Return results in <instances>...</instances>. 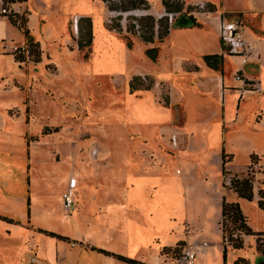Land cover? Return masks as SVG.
<instances>
[{
	"label": "rangeland",
	"instance_id": "obj_1",
	"mask_svg": "<svg viewBox=\"0 0 264 264\" xmlns=\"http://www.w3.org/2000/svg\"><path fill=\"white\" fill-rule=\"evenodd\" d=\"M146 1L148 10L125 13L121 24H126L130 14H151L156 18L166 15L168 24L169 16L171 21L174 15L178 16L165 12L163 0ZM181 1L182 11L193 15L200 24L193 28L206 34L205 50L215 51L220 43L210 24L214 18L220 21L227 16L218 10L222 0ZM231 5L235 6L233 2ZM2 8L7 12L0 15V107L10 117L5 123L7 134L0 142V154L5 156L7 149L28 163L26 142L39 140L29 160L36 170L29 174L30 180L34 179L32 192L40 197L49 195L58 214L68 218L59 197L67 188L64 178L76 174L63 158L64 145L75 151L79 163L94 170H108L107 165L114 161L119 164L116 166H122L126 147L135 171H146L147 196H158L160 208L151 211L157 229L150 233L156 232L162 244L175 243L160 249L165 262L149 263L183 264L177 260L188 247L177 243L189 236L202 247L197 251V264H264V255L256 250V236L245 237L237 230H233V238L242 237L243 246L235 249L227 245L224 257L222 228L216 224L219 203L224 198L242 203L248 225L255 232H264L260 219L264 214L257 203L237 199L227 187L233 175L246 174L253 176L254 187L261 186L264 124L257 125L256 110L248 104L237 118L231 115V109L224 113L223 127L227 130L222 135L221 127L219 132L208 131L222 106V97L209 77L219 72L223 64L219 70L209 72L201 67L204 54L188 44L195 36L192 31L178 34L180 28L173 27L162 42L149 44L131 37L129 48L124 35L110 27L117 13L110 12L102 0H0ZM79 41L83 44L81 50ZM151 47H158L156 61L148 56ZM225 62V75L232 80V72L240 65L229 57ZM250 67L247 64L244 70ZM134 78L138 89L132 90L130 83ZM256 99L257 94L249 95L247 100L254 104ZM234 110L235 106L233 113ZM223 151L230 156L226 157L230 160L224 165V173ZM252 153L261 159L250 164ZM67 156L72 162L74 153ZM53 173H61L62 179ZM22 176L24 192L16 194L12 204L0 207L2 216L20 223L26 218L27 190L31 191L27 171ZM100 183L103 187L106 179ZM80 189H73L74 198L91 196V190ZM32 211L33 223L38 227L64 235L78 232L69 220L42 217L38 205ZM90 218L96 222L95 216ZM143 219L146 224L148 220ZM15 227L21 226L0 223V264L15 253L14 237L7 235ZM259 240L264 245V235ZM65 242L73 248L71 252L82 247L78 241ZM71 252L64 261L67 264L75 258ZM83 253L96 262L94 252ZM23 258L27 259L24 264H37L34 256Z\"/></svg>",
	"mask_w": 264,
	"mask_h": 264
},
{
	"label": "crops",
	"instance_id": "obj_2",
	"mask_svg": "<svg viewBox=\"0 0 264 264\" xmlns=\"http://www.w3.org/2000/svg\"><path fill=\"white\" fill-rule=\"evenodd\" d=\"M231 2H233L235 6H232ZM240 2H243L245 5L237 6V4ZM218 10L219 12L226 14V17L232 14V19L240 20L243 25L242 30L244 36L254 45V55L247 63L252 65V67H250L248 71H245V65L242 67L239 66L236 67L232 73H234L237 69H241L243 75L247 79L254 83H258V89L244 88L241 82L235 81L234 78L229 80V78L225 75L224 67L227 66L225 60L229 57L234 59L238 64L239 60L227 52H224L226 50L221 44L219 38V21L217 18H214L215 21L211 22L210 24L211 28H213L215 31V33H213L214 37H217L216 40L220 43L219 47L215 51L210 52L205 50L206 34L199 33L200 30L195 28H180L178 30V34L184 33L186 31H192L195 36L190 39L188 44H190L194 50L203 53L204 56L215 54L219 55L221 52L225 55L223 57L221 54L219 55L220 60L218 69H212L208 67L204 59V63L200 64L201 67H203V69L207 72H209L210 69L219 70L223 64L219 72L215 71L216 73H214L211 78L209 77V79L215 82V89L218 90L219 96L222 97V106L221 113L217 114L216 121L214 120V123L212 122L213 124L208 130L210 133L213 131L219 132V127H221L220 135H222L223 130H227L223 127L225 123L223 122L224 113L227 114L228 110L231 109V115L233 114L234 118H237L239 112H242L248 104L251 108H253V110H256L255 114L257 115L255 122L257 125L260 126L264 124V107H262L264 106V0H222L219 2ZM170 31H172V29ZM220 46L223 47L222 51H220ZM215 74L217 76H215ZM1 90L2 89L0 88V91ZM255 94H257V101H255L254 104H251L252 101L249 102L247 99L249 95ZM234 106L235 112L233 113ZM3 110L4 108L0 107V142L3 136L7 134L5 130V123L6 120L8 121V117H10L8 115V117L5 116ZM184 118L186 119V117ZM11 119L13 120L15 118ZM45 138L46 137L42 139ZM38 141L30 142L31 144L26 142L28 163H26V161L23 159L22 161L20 158L18 159L17 157L13 156L11 151L7 149H5L7 153H5V156L0 154V207L12 204L15 199L14 196L18 193L24 192L25 184L22 174L26 173V171V178H28L27 184L31 188V191L27 190L28 195L25 199L26 218L23 223L0 214V217H5L12 220V223H7L6 221L0 220V223L3 222L14 226L19 224L21 226L20 228L15 227L7 231L9 238L14 237L16 247L14 249L15 253L10 256V259H5L3 261L4 264H24V262H27V259L23 258L24 255H27L28 257L34 256V261H36L37 264H67V262L64 261L69 256L73 248H68L65 241L70 239L75 242L78 241L82 245V247L74 248L75 250L71 252L72 254L75 253V258H73V262H71L72 264H125L113 256L100 254L99 252L92 249L93 247L120 254L128 258L138 260L144 264H151L149 262H165L163 260L164 258H162L160 254V249L165 246H172L175 243L166 241L164 244H162L159 241L160 236L156 232H153L152 234L150 233L151 230L157 229V224L154 222V219H152L153 213L151 211L153 208L155 210L160 208L157 202L158 196L155 194H152L151 197L147 196L145 190V176L147 175L145 173L146 171L145 169H143V171H135V167L131 163L133 160L130 156H128L126 147L123 149L122 166H116L119 164H115L114 161L107 165L108 167L106 169L108 170H100V167H97L94 170L93 168L89 169V167L79 163L77 161V155H75V151L73 149H67L66 145L63 144L64 149H66L63 158L65 159L66 163H69L72 166L73 172L76 174V176L69 174L67 178H64L66 179L65 183L68 185L69 178L73 176L77 181L75 189L77 187H81V191L84 189L91 190V196H88V198L85 195H79L74 198L76 209L71 211H67L63 207L62 195L59 197L62 208L69 216L66 218L64 215L61 216L58 214V211L50 202L49 195L40 197L36 193L32 192L31 185L34 182V179L30 180L29 174H33V172L36 170L34 167L35 165L33 166L32 162L29 163V160L30 156L35 154L34 151L37 150L36 146L39 144ZM0 151L2 152L1 149ZM72 153H74V159L71 162L70 159L68 160L67 154L72 156ZM30 164H32V167H30ZM55 167L56 166H54L53 169H55ZM95 172L97 175H94ZM64 174L65 172H63V176ZM53 175L58 180L62 179L63 177L61 173L58 175L53 173ZM89 178H91V181L88 180ZM104 179H106V184H102L103 187H101L100 182ZM167 182H169V180ZM96 184L99 186L98 189L95 187ZM261 186L264 188V184ZM258 189L259 187H254V197L252 199V201L256 203L258 200ZM94 193H97V196ZM233 194L235 193L233 192ZM236 197L237 199L239 198L237 195ZM221 204L222 203H219V212L216 217V224L218 227L221 220ZM34 205H38V212L41 213L42 217L55 219L58 221H61L62 219H66V221L69 220L71 226L73 225L74 228L78 230V232L73 235H64L52 230L38 227L37 224L35 225L33 223L34 214L32 208ZM239 205L241 208H243L242 203L239 202ZM100 209L102 210L101 212H99ZM89 214L91 216H95L94 219L96 222L91 220ZM143 218L148 220L146 224ZM260 219L264 222V218ZM44 231L52 232L67 239L60 240L55 237H50L46 235ZM200 233L202 234V231ZM109 241H113L114 243L110 245ZM182 242L186 247L197 246L198 253L202 248L199 246V243H195L193 238L190 240L189 236H187L186 240ZM87 245L91 247L87 248ZM31 250L34 251L32 252ZM87 250H90L96 254V257H94L96 262H91V260H89V254L83 253V251ZM143 256L151 257L152 260H147ZM181 261L182 257L177 260V262ZM195 264H197L196 261Z\"/></svg>",
	"mask_w": 264,
	"mask_h": 264
},
{
	"label": "trees",
	"instance_id": "obj_3",
	"mask_svg": "<svg viewBox=\"0 0 264 264\" xmlns=\"http://www.w3.org/2000/svg\"><path fill=\"white\" fill-rule=\"evenodd\" d=\"M25 1V0H18ZM103 3L107 6L110 12L117 13V16L112 18L110 27L116 30L119 34L124 35L127 39V46L131 48L132 40L131 37H136L143 43L149 44L154 43L156 40L162 42L169 34L171 28H193L198 27L200 24L197 22L196 18L189 14L188 12H183V1L181 0H163L162 4L164 6L165 12L178 14V16H173L171 23L168 24L167 16L163 15L159 18L151 14L143 15H128L126 16V24L123 26L121 20L125 13H130L140 10H148L149 5L146 0H102ZM4 16V15H2ZM12 25H15V21L10 20ZM90 39L88 40V42ZM79 49L81 50L83 44L82 41H79ZM87 45V43H86ZM148 56L152 58L153 61L157 59L158 47H151L147 50ZM203 59L208 67L212 69H218L219 67V55H205ZM148 77H146L147 79ZM134 82L130 83L131 89H138V86ZM227 156L224 151L222 152V173L225 172L224 165L229 159L226 160ZM259 160V157L256 154L250 155V164H253L255 160ZM253 176L251 175H233L229 179L228 188L231 189L239 198L251 201L254 197V185H253ZM264 184V180L260 183ZM258 200L257 206L264 214V188L259 187L257 191ZM221 220L220 225L222 228L223 242L225 243L224 248V257L226 246L230 245L232 248L238 249L243 246V238H233V230L241 232V235L244 236H256V250L264 255V245L260 244L259 236L264 235V232H255L248 225L247 218L243 215L241 207L238 202H227L224 198L222 199L221 204ZM0 220L6 221L7 223H12V220L0 217ZM46 235L50 237H55L60 240H66L67 238L56 235L52 232H46ZM177 245H184L183 242L177 243ZM185 246V245H184ZM99 253L113 256L114 258L122 261L125 264H144L138 260L128 258L126 256L116 254L107 250L97 249Z\"/></svg>",
	"mask_w": 264,
	"mask_h": 264
},
{
	"label": "built area",
	"instance_id": "obj_4",
	"mask_svg": "<svg viewBox=\"0 0 264 264\" xmlns=\"http://www.w3.org/2000/svg\"><path fill=\"white\" fill-rule=\"evenodd\" d=\"M6 9H0V15L6 14ZM169 21L171 23V16H169ZM242 23L238 19H232L228 17H223L219 21L218 33L221 44L225 48L226 52L233 57L238 58L239 65L242 67L246 65L251 57L254 55L255 47L254 45L246 39L242 30ZM233 78L235 81L241 82L244 88H254L258 89V83L252 82L247 79L241 69H237L233 73ZM93 155L96 154V150L92 152ZM76 187V179L70 177L68 180V185L66 190L62 193V204L67 211H71L75 206V199L73 197V189ZM198 247L191 246L188 247L182 256L183 264H195L196 255Z\"/></svg>",
	"mask_w": 264,
	"mask_h": 264
}]
</instances>
